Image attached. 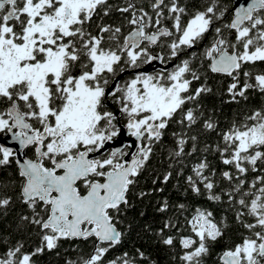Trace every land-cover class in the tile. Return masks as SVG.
Instances as JSON below:
<instances>
[{"label":"snow or ice","instance_id":"obj_1","mask_svg":"<svg viewBox=\"0 0 264 264\" xmlns=\"http://www.w3.org/2000/svg\"><path fill=\"white\" fill-rule=\"evenodd\" d=\"M150 8L151 14L131 0L115 8L109 0H0V134H10L19 145L0 143V166L16 165L19 199L31 212L20 219L42 234L40 247L26 252L18 242L0 255V264H34L33 257L58 248L62 239L93 241L87 258L66 264H137L135 257L155 264L140 249L135 257L124 252L106 259L125 235L120 216L131 206L129 195L154 148L172 125L191 129L203 118L205 129L216 130L199 106H188L212 93L211 74L230 80L231 101L264 94V68L256 70L264 65V0L237 2L226 22L230 10L216 0L190 17L180 0H152ZM113 10L126 23L98 24L95 34L89 30ZM154 62L163 67L146 71ZM128 69L134 72L124 80ZM194 81L202 82L192 88ZM125 129L135 139L109 147ZM171 135L170 160L182 163L198 151L196 136ZM220 135L214 151L227 170L219 183L206 158L191 166L190 175L182 165L164 173L162 182L175 171L183 176L185 192L238 205L235 218L249 235L223 251L220 264H264V108ZM11 203V196L0 197V208ZM173 208L189 213L184 221L191 234L179 239L180 261L202 264L227 225L207 208L186 203L165 199L157 211ZM177 226L175 217L162 221L157 235L164 245L174 246V236L165 232Z\"/></svg>","mask_w":264,"mask_h":264},{"label":"trees","instance_id":"obj_2","mask_svg":"<svg viewBox=\"0 0 264 264\" xmlns=\"http://www.w3.org/2000/svg\"><path fill=\"white\" fill-rule=\"evenodd\" d=\"M208 0H180L182 6L188 11L197 7L204 6ZM221 8H228L230 11L226 15L225 22L231 18L232 0H216ZM113 7H124L121 1H111ZM126 23L125 18L119 12L113 10L108 16L96 18L89 29L94 34L98 24H111L118 26ZM264 68V65L257 66V71ZM203 81V77H202ZM202 81H194L192 88L200 86ZM230 83L228 78L211 74L207 79V84L212 88V93L204 94L198 98V105L191 103L189 107L199 106L203 111L204 118H211L217 123L215 131L203 127V118L191 129L181 128L179 125H172L165 135L161 144L154 148V156L149 161L143 174L138 178L135 189L130 193L129 200L131 206L121 214L122 223L120 229L125 233L120 244L116 245L107 255V260L115 259L124 252H128L135 257L136 249L145 252V255L155 264H182L179 257L183 255V249L179 244L181 236L190 235V229L185 224L184 217L189 213H178L174 208L167 213H160L157 209L160 202L168 200L170 204L186 203L190 206L207 208L213 212L215 220L227 225L224 235L213 243L208 255L202 258V264H220L219 257L223 251L239 243L249 232L235 218L238 205H230L226 198L220 202L207 200L206 197L196 196L194 193L185 192L183 176L173 175V179L167 184L162 182V177L167 171L179 170L183 165L184 175L191 174V166L201 159H207L217 173V182H220V172L227 170V166L221 163L218 152L214 151L217 144L222 143L221 133L229 129L233 123L244 122L252 111L264 108V94L251 92L248 98H237L231 101L227 93V85ZM172 132L187 133L196 136V147L198 151L192 156L183 157L182 163L175 158L169 159V152L174 147L175 138ZM191 144V141L189 142ZM187 150V149H186ZM255 174H250L248 179H253ZM157 177L156 184L153 181ZM226 183V182H225ZM163 188L164 191L154 189ZM146 192L149 195L139 197V192ZM20 188L17 169L15 164L0 166V197L11 196L12 203L6 208H0V255L13 247L18 242L24 244V251H34L41 246V229L36 225L21 221V216H30L31 212L19 199ZM169 217L178 220L176 229L166 231L165 236L173 235L175 238L174 246L164 245L157 235L162 227V221ZM252 218H245V222H251ZM93 241L83 239H62L59 246L51 251L45 249L33 257L34 264H66L67 261H79L81 257L87 258L92 251ZM137 264H147L135 257Z\"/></svg>","mask_w":264,"mask_h":264},{"label":"flooded vegetation","instance_id":"obj_3","mask_svg":"<svg viewBox=\"0 0 264 264\" xmlns=\"http://www.w3.org/2000/svg\"><path fill=\"white\" fill-rule=\"evenodd\" d=\"M111 1H121V0H109V3ZM129 2V0H122V3H123V6H126V4ZM131 2L135 3L137 5V7H144L146 11H149L150 14H151V8H150V3L152 2V0H131ZM166 2H168V0H166ZM234 7V0H232V8ZM203 8V6L201 7H197V8H194V9H190L191 11H188L189 13V17L192 13H194L195 11L197 10H201ZM231 8V10H232ZM189 17H185L183 19H187ZM183 22V20H182ZM162 23L165 25V26H168L170 27L171 26V21L170 20H164L162 21ZM205 44L207 43L206 41L204 42ZM156 51H160L159 48L156 49ZM189 51H192V50H189ZM195 51L197 52H202L203 51V47L199 48V49H195ZM165 54H167V50L165 49L164 50ZM182 58H187V56H184ZM174 63H179V61H175ZM149 66V65H146L144 66L145 70L148 71V72H153V71H159L162 67L161 66ZM169 67H171V64H169ZM134 70L132 69H128L126 70L123 74H122V78L124 80H127V79H130L131 78V75L133 74ZM109 107L111 108L112 105L110 104ZM125 132V136H124V140L123 139H119L117 141V145H113L111 144L109 147H117V146H122V145H125V144H128L131 142V137L128 135L127 133V130L125 129L124 130ZM0 135H3V134H0ZM31 155V153H29V156Z\"/></svg>","mask_w":264,"mask_h":264},{"label":"water","instance_id":"obj_4","mask_svg":"<svg viewBox=\"0 0 264 264\" xmlns=\"http://www.w3.org/2000/svg\"><path fill=\"white\" fill-rule=\"evenodd\" d=\"M237 2H239V3H244L245 2V0H234V6H236L237 5ZM249 2H250V0H249ZM150 67L151 66H161V67H163V65H161L159 62H154L152 65H149ZM154 67V68H155ZM124 136H125V132H123V134H122V136L121 137H119L118 139H117V141L119 140V139H123L124 140ZM135 138H133V137H131V141L132 140H134ZM117 141L115 142V143H113V145L115 146V145H117ZM0 143H3V144H5V145H7V146H10V147H13V148H15V149H18L19 148V145L16 143V142H14L11 138H10V134H3V135H0Z\"/></svg>","mask_w":264,"mask_h":264}]
</instances>
